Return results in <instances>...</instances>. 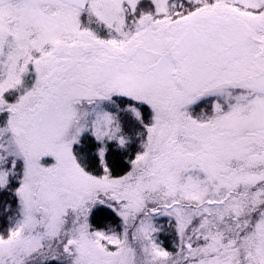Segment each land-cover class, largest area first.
<instances>
[{"label": "snow or ice", "instance_id": "1", "mask_svg": "<svg viewBox=\"0 0 264 264\" xmlns=\"http://www.w3.org/2000/svg\"><path fill=\"white\" fill-rule=\"evenodd\" d=\"M0 264H264V0H0Z\"/></svg>", "mask_w": 264, "mask_h": 264}]
</instances>
